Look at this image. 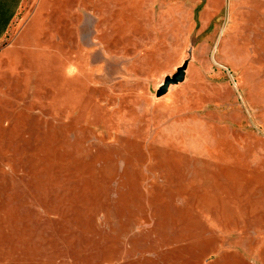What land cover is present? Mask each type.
Masks as SVG:
<instances>
[{"label": "rangeland", "instance_id": "rangeland-1", "mask_svg": "<svg viewBox=\"0 0 264 264\" xmlns=\"http://www.w3.org/2000/svg\"><path fill=\"white\" fill-rule=\"evenodd\" d=\"M0 264H264V0H22Z\"/></svg>", "mask_w": 264, "mask_h": 264}, {"label": "crops", "instance_id": "crops-1", "mask_svg": "<svg viewBox=\"0 0 264 264\" xmlns=\"http://www.w3.org/2000/svg\"><path fill=\"white\" fill-rule=\"evenodd\" d=\"M21 3L22 0H0V38L5 34Z\"/></svg>", "mask_w": 264, "mask_h": 264}, {"label": "water", "instance_id": "water-1", "mask_svg": "<svg viewBox=\"0 0 264 264\" xmlns=\"http://www.w3.org/2000/svg\"><path fill=\"white\" fill-rule=\"evenodd\" d=\"M187 64L188 60H185L184 63L177 68V71L173 75H167L165 77L163 83L159 86L156 92L157 96L164 95L168 91L170 85L177 84L184 80Z\"/></svg>", "mask_w": 264, "mask_h": 264}]
</instances>
